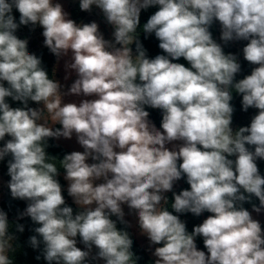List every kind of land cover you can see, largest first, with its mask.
I'll return each mask as SVG.
<instances>
[{
  "label": "clouds",
  "instance_id": "obj_1",
  "mask_svg": "<svg viewBox=\"0 0 264 264\" xmlns=\"http://www.w3.org/2000/svg\"><path fill=\"white\" fill-rule=\"evenodd\" d=\"M79 6L100 9L114 39H105L95 21L68 18L59 2L0 0V160L11 157V196L28 202L18 219L39 225L31 247L43 244L48 264H137L129 232L117 227L128 225L127 205L150 245H162L152 253L154 264H264V229L243 207L254 196L259 206L252 210L264 209L257 166L264 159V0H79ZM152 6L158 10L143 32L154 33L164 54L149 58L137 29L141 11ZM214 22L225 45L247 41L242 51L254 66L250 75L235 79L241 64L213 38ZM21 25L42 27L44 46L57 60L71 52L65 69L77 78L66 93L29 53L28 40L16 35ZM180 58L190 67L173 62ZM233 90L242 95L243 111L258 110L236 131ZM65 95L94 98L64 103ZM9 97L23 107H11ZM29 101L42 107H29ZM145 106L162 112V131ZM73 134L83 151L59 160L46 152L50 138ZM58 165L78 206L75 214L62 195ZM183 177L190 189L173 192ZM167 192L176 214L168 210ZM204 212L211 215L191 232L177 215ZM77 236L85 250L77 247ZM197 237L207 254L198 250ZM14 240L0 210V264H13Z\"/></svg>",
  "mask_w": 264,
  "mask_h": 264
},
{
  "label": "trees",
  "instance_id": "obj_2",
  "mask_svg": "<svg viewBox=\"0 0 264 264\" xmlns=\"http://www.w3.org/2000/svg\"><path fill=\"white\" fill-rule=\"evenodd\" d=\"M158 10V6H152L149 7L147 10H142L140 15V25L137 29L138 38L143 44L144 48L147 50V55L149 58H154L156 55L164 54L161 49H159V41L155 38L154 33L152 34H146L143 32V25L147 22L149 17L155 13V11ZM16 19V22L19 23V12L16 9H13L12 13ZM72 14H75V10L72 11ZM35 30L39 31V35L42 37L43 29L39 25H36L33 27L32 25H21L16 32V35L21 39H27L29 40L35 32ZM210 31L212 32L213 38L218 42V25L217 22H214L213 25L210 28ZM44 39V38H43ZM133 48V52L135 53V44L131 46ZM38 42L32 41L31 43H28V51L30 54L34 53L42 60V66L46 69L48 72L50 79H55V73H54V65L56 61V56L52 54L46 47L43 49H38ZM225 53H232L229 50L224 49ZM176 63H182L186 67H190L188 62L184 60L183 58H180L178 61H173ZM238 62L241 64V71L237 74L236 80L243 79L246 75L251 74V70L254 67L253 65H250L247 61L242 58L239 59ZM5 83V86H7V83ZM240 94L236 93L233 90V100L231 101L233 107L235 108L238 102ZM6 102L9 103L11 107H23V104L19 101H13L10 97L6 98ZM35 104V102L29 101V107H32ZM145 110L149 112V120L155 124V126L160 129V124L162 120V112L159 109H152L145 106ZM61 127V125H57L56 128ZM162 130V129H161ZM9 139V137H5V140ZM5 141H0V147L3 146ZM48 147L46 148V152L51 155L55 156L57 160L62 159L63 156L67 153H70L69 150L65 149L64 147L60 146L55 139L50 138L48 141ZM250 150L254 151V146H247ZM11 159L10 156L5 157L3 160H0V175L2 178L9 183L10 176L8 175V160ZM230 159H235V157H230ZM257 166L259 168L260 174L264 176V159L257 161ZM58 173L57 176L58 181L60 182L62 186V195L65 197L66 204L68 206H71L74 210V214L76 211H78V207L72 202L71 197L68 196L67 193V185L64 179L65 171L62 167H59L58 165ZM181 186H179L176 190L173 192L179 193L181 190L184 189H190V186L186 182V177H183L180 179ZM243 192V190H241ZM247 195V193H244ZM168 197V210L172 211L173 214H176L174 210L171 209V203L173 202V193L170 192L166 195ZM28 202L20 199H15L11 196V192L9 188H6L4 191L3 200L0 204V210H3L5 213H7L8 221H9V233L15 236V240L12 242L13 247L15 248V251L10 253V258L13 260V264H48V262L43 258L42 255V249L43 244L40 245L38 249H33L29 243V238L32 235H36L34 232V228L38 227L39 225L34 224L31 221L30 217H23L18 219V216L20 213L24 211V209L27 207ZM255 204L256 206H259V200L256 197H252L250 202H245L243 204V207L252 212V206ZM180 215V219L186 223V228L189 232H191L194 228V226L199 225L203 222L204 219H206L211 213L204 212L200 216H194L191 213H185V214H177ZM112 219H116L115 217H112ZM17 224L23 225L24 231L20 232L17 230ZM118 229L127 230L133 240V247L132 251L135 253L136 256H138L140 259L137 261V264H154V259L149 256V254L139 245L138 241L135 239L131 227L129 224L126 226L124 224H120L117 222ZM38 239H41L38 237ZM77 247H80L82 250H85L84 245L80 242L79 236H77ZM196 244L198 250L205 251L207 253L206 248H204L203 244V238L197 237L196 238ZM162 246V245H157ZM94 254L96 253L95 247H93ZM40 256V259L37 260L36 257ZM91 264H104L103 260L99 261H92Z\"/></svg>",
  "mask_w": 264,
  "mask_h": 264
},
{
  "label": "rangeland",
  "instance_id": "obj_3",
  "mask_svg": "<svg viewBox=\"0 0 264 264\" xmlns=\"http://www.w3.org/2000/svg\"><path fill=\"white\" fill-rule=\"evenodd\" d=\"M54 3L59 2L62 4L63 9L66 13H68V18L73 19L77 24L80 23H90L95 21L98 25H99V30L101 31V33L103 34L104 38L107 40H113V36H112V32L114 31L113 28L111 27H107L102 18H103V13L101 12L100 9H98L95 6H92V10L90 12L88 11H82L80 9L79 6V0H53ZM75 10V14H72V11ZM218 25V43H221L223 48L226 50H229L232 52V54L237 55L238 60L243 58V47L247 44V41H231L228 44H224L223 41L220 40V25L219 22H217ZM36 33H34L33 35H35L34 37L32 36L28 42L31 43L32 41H37L38 42V49H43L44 46V37L42 35V37L39 35V31L35 30ZM117 47H119V45H117ZM71 59V52H69V55L66 57H62L59 60H57L56 57V61H55V65H54V73H55V80L59 81V83L61 84V91L66 93L68 91V89L70 88L71 84L74 82V80L77 78L76 74L74 71L68 72L65 69V63L67 61H70ZM68 75V79H65V76ZM94 97H83V96H75V95H65L63 97V102L64 103H69V102H75V103H79L82 99H93ZM242 95L239 96L238 102L236 107L234 108V113H233V122H232V128L234 131L238 130L240 127H245V126H249L250 122H251V118L257 114L256 109L254 108H249L247 112L242 110ZM33 108L36 107H42V105H38V104H34L32 106ZM59 124H55L52 125V127L55 129L56 126ZM158 129V128H157ZM161 130V129H160ZM162 131V130H161ZM55 141L62 147H64L65 149L69 150L70 152L72 151H83V149L81 148V146L78 144L77 139L75 134H73V137L71 139H65V138H60V139H55ZM174 144H179L182 142L176 141L173 142ZM167 147H169L171 149L172 145H166ZM262 160V159H258L257 161ZM89 163H92L93 161L89 160ZM66 187H68V181H66ZM102 181H97V183H100ZM179 186H181V181H177L174 184L173 187V191L176 190ZM6 188L8 187V182L5 181L2 176L0 175V202L3 199L4 196V191ZM170 192L165 193V195L169 194ZM72 199V198H71ZM73 202V199H72ZM74 203V202H73ZM77 206V205H76ZM78 207V206H77ZM122 208L125 212V220L128 222V224H130L135 232V234L137 235L139 241L141 243H144L146 246H142L140 243V245L145 249V251L148 253V251L150 250L151 253V258H153L155 260V257L152 255V253L154 252V249L156 247V245H150L149 240L147 239V237L145 235L141 234V231L139 229V225H138V218L136 216V214L131 211L127 205H122ZM252 216L254 219L260 221L262 229H264V209L261 210L260 213H256L254 211L251 212ZM206 253V252H205ZM92 254H94V251H92ZM149 254V253H148ZM207 254V253H206ZM150 255V254H149Z\"/></svg>",
  "mask_w": 264,
  "mask_h": 264
},
{
  "label": "crops",
  "instance_id": "obj_4",
  "mask_svg": "<svg viewBox=\"0 0 264 264\" xmlns=\"http://www.w3.org/2000/svg\"><path fill=\"white\" fill-rule=\"evenodd\" d=\"M105 24V23H104ZM107 27H111V28H113L112 26H110V25H107V24H105ZM3 200V199H2ZM72 200V199H71ZM2 202V201H1ZM1 202H0V204H1ZM129 226L131 227V230H132V233H133V235H134V237H135V239L138 241V243H140L142 246H146L144 243H141L140 241H139V239H138V237H137V235L135 234V232H134V230H133V228H132V226L129 224ZM139 244V245H140ZM140 245V246H141ZM141 246V247H142ZM156 247H158L157 245H156ZM143 248V247H142ZM144 249V248H143ZM145 250V249H144ZM148 253L150 254L149 256L151 257V253H150V250L148 251Z\"/></svg>",
  "mask_w": 264,
  "mask_h": 264
},
{
  "label": "water",
  "instance_id": "obj_5",
  "mask_svg": "<svg viewBox=\"0 0 264 264\" xmlns=\"http://www.w3.org/2000/svg\"><path fill=\"white\" fill-rule=\"evenodd\" d=\"M102 20H103V22H104L105 24L109 25V24L107 23V21H106V19H105L104 16H103ZM110 26H112V25H110ZM112 27H113V26H112Z\"/></svg>",
  "mask_w": 264,
  "mask_h": 264
}]
</instances>
